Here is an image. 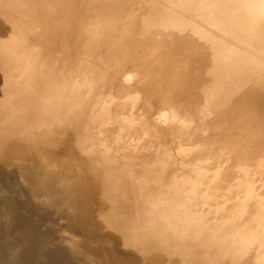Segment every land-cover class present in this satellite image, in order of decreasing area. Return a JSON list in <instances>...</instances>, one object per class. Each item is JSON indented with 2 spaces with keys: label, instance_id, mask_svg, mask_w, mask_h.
I'll return each instance as SVG.
<instances>
[{
  "label": "bare ground",
  "instance_id": "bare-ground-1",
  "mask_svg": "<svg viewBox=\"0 0 264 264\" xmlns=\"http://www.w3.org/2000/svg\"><path fill=\"white\" fill-rule=\"evenodd\" d=\"M131 5L136 0H0V198L11 202V208L0 210V264H76L70 257L83 256V264H188L193 259L192 244L178 249L170 243L174 236L163 229L165 220L116 202L121 194L113 184L94 183L89 202L98 205L96 215L106 223L100 220L91 231L92 219L86 232L87 218L80 224L75 218L79 212L87 215L83 204L89 190L84 180V191L73 192L71 171L77 165H68L69 158L88 162L101 181L117 174V134L126 124L146 123L136 113L111 109L124 100L117 94L123 77L133 72L144 83L136 95L128 87L131 98L157 99L156 80L163 84L172 64L169 44L154 29L149 5L139 27L129 18ZM168 13L178 18L174 11ZM131 32L130 45L117 42L116 35L124 41ZM156 38L161 41L160 71L154 64L149 69L135 65L145 55L147 61L155 60ZM18 64L25 66L19 69L23 75L17 74ZM90 72L97 76L89 79ZM151 82L154 90L147 87ZM179 83L187 106L178 109L198 120V107L210 102L209 95L184 78ZM107 96L111 101L105 105ZM64 165L70 170L61 172ZM165 186L161 181L156 190ZM136 220V226L151 225L143 240L136 234L142 226L123 225ZM206 229L212 234L219 230L213 225Z\"/></svg>",
  "mask_w": 264,
  "mask_h": 264
},
{
  "label": "rangeland",
  "instance_id": "rangeland-1",
  "mask_svg": "<svg viewBox=\"0 0 264 264\" xmlns=\"http://www.w3.org/2000/svg\"><path fill=\"white\" fill-rule=\"evenodd\" d=\"M146 5L154 29L169 44L170 71L163 84L156 80V87L160 85L157 99L131 98L128 87L136 95L144 83L133 72L123 77L117 94L124 100L111 109L136 113L146 123L126 124L117 134L121 136L113 144L117 174L101 181L93 175L100 172L88 162L69 158L68 165H77L71 171L73 192L84 191V180L89 190L83 204H87L83 208L88 209L87 215L79 212L75 218L79 224L87 218L86 232L92 219L91 231L95 223L105 222L96 215L98 205L89 202L94 197V183H110L121 194L116 202L165 220L163 229L175 237L170 238L173 246L183 249L192 244L194 257L188 264H264V0H136L129 16L135 26L142 23ZM154 16L165 21H156ZM132 34L135 36L131 32L124 41L119 34L115 38L127 47ZM156 41L160 46L155 60L147 61L145 55L135 65L149 69L154 64L160 71L161 41ZM21 65H17L21 66L17 74H22L19 69L24 71ZM88 76L97 75L90 72ZM181 78L201 87L200 94L211 99L198 107V120L178 109L180 104L187 106L181 100L187 99V93L178 89ZM20 82L18 87L27 86L23 78ZM147 87L155 89L152 82ZM98 90L92 93H100ZM109 97L104 98L105 105L110 103ZM188 97L193 99L191 94ZM103 111L109 113L107 108ZM64 166L58 169L70 170ZM161 181L167 186L156 190ZM10 204L9 199L0 198V210L11 208ZM147 222L123 225L128 229L142 226L136 234L143 240L151 230ZM210 225L219 228L213 231L216 234L207 231ZM70 259L85 263V256Z\"/></svg>",
  "mask_w": 264,
  "mask_h": 264
}]
</instances>
